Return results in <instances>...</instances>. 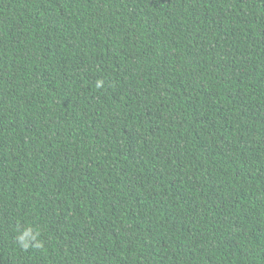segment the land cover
I'll use <instances>...</instances> for the list:
<instances>
[{
    "label": "trees",
    "instance_id": "1",
    "mask_svg": "<svg viewBox=\"0 0 264 264\" xmlns=\"http://www.w3.org/2000/svg\"><path fill=\"white\" fill-rule=\"evenodd\" d=\"M0 264H264V0H0Z\"/></svg>",
    "mask_w": 264,
    "mask_h": 264
}]
</instances>
